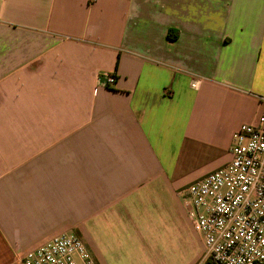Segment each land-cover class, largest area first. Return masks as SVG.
<instances>
[{
  "label": "crops",
  "instance_id": "obj_1",
  "mask_svg": "<svg viewBox=\"0 0 264 264\" xmlns=\"http://www.w3.org/2000/svg\"><path fill=\"white\" fill-rule=\"evenodd\" d=\"M260 97L264 0H0V264L61 232L95 264H195L180 193Z\"/></svg>",
  "mask_w": 264,
  "mask_h": 264
},
{
  "label": "built area",
  "instance_id": "obj_2",
  "mask_svg": "<svg viewBox=\"0 0 264 264\" xmlns=\"http://www.w3.org/2000/svg\"><path fill=\"white\" fill-rule=\"evenodd\" d=\"M114 80L105 74L102 84ZM260 100L258 122L243 123L233 133L229 162L180 193L203 243L204 257L195 264H264V97ZM20 264L95 262L76 235L61 232L26 251Z\"/></svg>",
  "mask_w": 264,
  "mask_h": 264
}]
</instances>
